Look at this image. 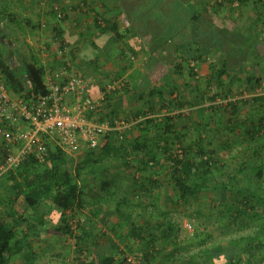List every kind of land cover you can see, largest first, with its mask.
<instances>
[{
	"label": "trees",
	"instance_id": "1",
	"mask_svg": "<svg viewBox=\"0 0 264 264\" xmlns=\"http://www.w3.org/2000/svg\"><path fill=\"white\" fill-rule=\"evenodd\" d=\"M119 1L121 6L118 10L121 11L113 24H110L109 20H104L103 22L106 23V27H100L97 24L101 39L104 38V41H107L111 37L109 33L112 31L114 32V37L118 39L125 37V35L119 33L121 20V25L125 23L130 26L125 33L142 35L144 39L151 35V40H159L149 46L150 52L155 55L157 52L159 53L160 47L166 48L168 46H160L163 43H168L174 47L178 58L173 64L172 72L179 76L183 74L184 69H189V74L193 78L198 75L194 66L197 62L205 59L202 50H206L204 44L207 43V40L213 44L216 52L218 49H223L224 45L228 43L223 40L225 32L222 31V28L219 25L210 23L201 14L207 11L205 0ZM247 1L228 0L229 6L235 4L242 6ZM218 5H221L220 2ZM198 9H200L201 13L197 12ZM229 9L230 11L234 10V8ZM63 15L61 16L64 17ZM19 21L16 17L4 19V35H0V43L1 37H5L4 40L7 39L10 45L7 46L6 44L3 47L1 44L2 47H0V76L4 78L1 80H4L13 99L23 98L27 101H36L39 100L40 96L47 93L45 87L46 70L38 64L36 54L27 41V33ZM263 33L264 31L261 34L263 35ZM54 38L60 43L61 51L66 49L59 62L63 60L77 64V54H79L81 60L84 61L82 65L94 67V61L92 60L94 49L99 50L94 40L91 42L85 41L89 42V44L78 48L77 45L69 46L64 43L59 32ZM215 51L213 49L212 53H215ZM229 52L231 53L232 51L230 50ZM240 52H243L245 56L250 53L246 48L240 49ZM67 55H69L71 60L65 57ZM11 58L16 62V66L11 64ZM230 59H232V56L219 59V65L215 67V71L209 77V82L217 81L219 82L218 85H223L222 79L227 75ZM63 64L65 65L64 62ZM246 81L250 85L255 84L256 86L257 84L259 86L262 79L251 75L246 78ZM129 84L130 82H128ZM98 87L97 89L91 82L90 88L88 87L87 89V94L91 98L96 99L97 93L102 92L104 101L105 103L107 102L106 105L111 110L107 111L108 107H106V110L99 107L98 111L100 110L101 113L106 111V113L104 112V115L97 120L100 123L108 120L113 124L115 118H118V106L121 107L122 103L113 107L111 102L114 98L110 94L113 91L109 93L110 88L106 86V82H102ZM127 87L124 92L122 91L123 93L120 91L121 89H117L114 92L117 93V98L124 100V95L132 93L134 98L136 96V98L142 99L144 94V109L136 108L135 112H131L127 117H122L126 122L135 123L130 130L106 132L99 139L98 146L95 149L84 148L85 161L82 164L74 167L72 159L70 160L67 154L57 146L55 148L56 151L51 149L46 162H40L35 157L30 156L21 162L19 166L8 171L6 179L7 181H14L17 195L12 206L13 213L15 212L23 217L26 213L39 215L44 209L42 208L43 204H47L49 201L48 203H51L52 206L47 213L51 216L53 224L57 226V230L67 237L75 238L78 241L77 247L82 248L84 241H92L93 238L92 236H90L91 238L85 237L86 230L84 228H82L81 236L77 232V235H75L76 233L70 221L75 215H80L79 212L85 209V205H87L84 199L86 190L81 185L85 181L83 179L85 168L88 167L87 173L95 176V180H99V178H102L101 174L104 171L100 170V166L97 170L94 167L103 163L106 159H110L112 154L115 153V156H121L126 170H130L133 162L129 159V151H132L140 166L139 171L142 173L140 182L139 177L134 178L133 181L138 186L132 193L138 197L144 195V212L149 214L151 218H155V215L162 217L158 221H153L159 231L152 235L146 236V231L153 225L149 224V222L145 224L144 228L137 227L133 223L131 225V235L136 236L137 239L147 244L144 264H150V259L153 260L159 253V246H166L167 240H169L175 230V226L169 220V215L172 214L169 208L182 204L189 208L193 205V201L197 200L204 191L209 194L217 192L215 199H211V202L213 210L220 209L221 211L218 222L223 223L225 220L224 223L230 226L240 222L255 224L261 219L264 220V114L259 118L257 124H252L248 127H244V125L236 127L239 128L240 134H243L242 139L246 141L248 146H246L245 150L243 149L244 154L237 161L233 160L230 155V148L234 147L235 141L233 145L231 143L223 144L221 152L218 151L220 155L216 154L217 150L215 149L206 150V147L201 145L202 141L195 144L196 147L190 143L187 144V142L184 144L185 135L182 137L177 132V122L182 121L184 114L181 112L176 116L163 114L164 110L166 112L181 111L186 105L194 107L207 101L215 103L220 96L229 99L232 97L231 89L221 95L219 92H211L210 86H207L208 91L206 93H201L197 90V87L193 91L189 90L188 85L186 88L188 91L186 92L192 97L189 100L182 101L183 92L180 93L179 88L173 83L172 85L165 83L162 86L158 84L148 86L143 92L136 91V88L132 89L130 86ZM175 94H177L176 97H174ZM229 100L225 108H223L224 112H222L224 114L232 113L231 115H235L237 114V105L239 103H247L246 100H240L239 102L233 99ZM94 114H87V117L93 118ZM159 114H163L164 118L155 116ZM132 129L133 131L137 129L136 132L139 133V138L144 137V139L140 141L133 135H124L123 138L125 140L123 142L118 140L117 136L120 134H132ZM177 142L180 143V153L176 152ZM4 150L7 157L8 153L5 146ZM196 155L200 156L199 160L195 158ZM250 159H255L253 164ZM162 161L168 164L167 170L160 171L161 173L151 170V167H164L165 165ZM224 192L226 193L225 198L222 195ZM21 195L25 201L23 210L18 208L20 203L18 206L15 205ZM160 196L164 197V204L160 203ZM151 199L153 201L149 202L148 200ZM102 201L103 198L100 199L99 209L96 210L97 215L101 214L105 207V202L102 204ZM146 201L152 207L151 211ZM216 201H220V203L219 207L215 208L214 204ZM119 205L117 209H119ZM67 213H70V217L67 216ZM196 213L201 215L200 210H197ZM127 215H130V213ZM38 221H36L37 224L33 225V223L23 222L22 220L21 224L25 226L21 238H16L15 228L12 224L0 221V264H8L15 255L22 253L28 247L29 224H31L30 226L38 227L44 223ZM159 232L160 234H158ZM129 235L128 232L124 234V237H130ZM111 246L116 248L113 242ZM246 250L250 253V258L246 261L247 264L252 263L251 257H258L257 264H264V221L256 229L255 235L241 236L218 243L210 248L199 250L196 255L183 257L182 264H243L245 260L243 252ZM104 256L103 264H114L115 260L112 256H107L106 252ZM120 264L129 263L123 256Z\"/></svg>",
	"mask_w": 264,
	"mask_h": 264
},
{
	"label": "rangeland",
	"instance_id": "2",
	"mask_svg": "<svg viewBox=\"0 0 264 264\" xmlns=\"http://www.w3.org/2000/svg\"><path fill=\"white\" fill-rule=\"evenodd\" d=\"M11 1L12 0H0V35H4L3 22L4 19L7 17H16L18 20H20L19 22L22 24L21 25L22 28L25 29L24 23L27 21L26 17L22 14V12L19 11L18 6L17 9L12 6ZM20 1L21 0H17V2ZM32 1L34 2V0ZM210 7L211 6H209V8ZM102 19L104 20L103 16ZM36 25L39 28L38 30H35L36 32L30 30H28L27 32H30L32 37H34V42L32 41L34 47L33 49L34 51L36 49V53H38L37 48L40 47L41 42L43 43L42 45L46 46L48 44L49 46L50 44H52L53 41L51 40L52 36H49L47 34L40 35L39 32V30L43 29L44 26H47V28L51 27L49 24H47L45 21H40L39 23H36L34 26ZM127 29L129 28H125V31H123V33L126 32ZM34 33L36 34L34 35ZM249 35H251V37L254 38L255 40L259 39L260 42H264V36L260 34V30L258 29H254L249 33ZM36 37L38 39L42 37V40H38V39L35 40ZM1 38L2 40L0 43V47L2 46L4 47L6 44L7 46L10 45V42L7 41V39L4 40L5 37H1ZM43 38H45V42L43 41ZM150 38L151 35L146 40H151ZM211 47H208L207 50L210 51L212 58L203 60L201 62H197L194 68L197 71L196 73L198 75L193 78L189 74L190 73L189 69H184L183 74L180 76L172 72L174 68L173 64L177 61L178 58V56L176 55L177 51L174 47L170 45H168L166 48L160 47L159 53L157 52V54L155 55L154 53L150 52L151 49L148 46L147 48H144L145 50L143 49L144 52L142 54L144 58L143 57L140 58L139 55L136 56L133 55L134 57L131 56L133 58V61L130 60L131 57L129 58L130 60L129 62L126 61L127 64L130 63L132 66L134 65L133 63L135 62L139 64L137 66V69L133 70L134 75L139 77L131 78L127 80L121 79L119 85L111 86V87H117L118 89L125 91V88L127 86H130L132 89L136 88V90L143 92L146 88H148V86H153L156 84L162 86L165 83L172 85L173 83L179 88L180 93L183 92L181 96L182 101L189 100L190 97L192 96L189 95V93L186 91H188V89L193 91L196 87L198 88L197 90H199V92L206 93L208 91L207 86H210L211 92L212 91L215 93L219 92L221 93V95H223L225 92L231 89L232 97L229 99H233L237 102H239L240 100L247 101V103L244 104L239 103L237 105L238 109H237V114L235 115H231L232 113L231 114L223 113L224 112L223 108H225L226 104L230 101L229 99L223 98V96H220L215 103L207 101L204 102L203 104L196 105L194 107L186 105L183 109H181V111L174 110V111L166 112V110H164L163 114L166 115L172 114V116H176L180 112L184 114L182 121L180 120L177 122V132L182 137L185 135L183 139L184 144L187 142V144L190 143L194 147H196L195 144L200 143L202 141L201 145H204L206 147V150L215 149L217 150L216 154H218V151L221 152V147L223 146V144L226 145L227 143H231L233 145V142L235 141L234 147L230 148V155L233 158V160L238 161L239 157L243 156L244 154L243 151L248 146L246 145V141L242 139L243 134H240V132L238 131L239 128L236 127L237 126L241 127L242 125H244V127L246 126L248 127L251 126L252 124H257L259 118L264 114V80L261 82V85L259 86H257V84L256 86L255 84L250 85L249 83H247L246 77L248 76V74H251L252 71H256L258 65H255L254 62H247L245 63L244 67L242 66L241 68H239L241 65L239 60H237L238 63H235L234 61V64L231 63L233 61L229 60L228 62L229 69L227 71V75L224 76L222 79L223 87L218 85L219 82L217 81L212 83L209 82L210 81L209 77L215 71V67L219 65V59H222L223 57L226 56L228 57L229 51L231 50V47H228V43L224 45L223 49H218L217 52L215 51L214 46ZM213 49L215 53H212ZM55 50H56L55 46L51 45V48H49L46 52L47 55L53 56L50 59V61H53L52 62L53 64L51 63L52 65L47 64L45 66L46 73L53 72L50 69L55 68V64L58 60V57L55 55L56 54ZM204 52L205 50H203V53ZM59 54L60 57H62L61 52H59ZM154 56H156L157 58ZM36 58L38 64L43 68H45L43 64L39 61L40 58L37 55ZM124 58L126 57L120 59L117 66L121 67V65L125 61ZM263 58L261 59V64L259 65L262 70L264 69ZM67 59L71 60V58L69 57ZM10 62L13 66H16V62L13 61L12 58L10 59ZM232 66H234V68H232ZM74 67H73L74 70L77 69L81 72V74H83V76L87 79L88 84L92 82L91 81L92 73H90L89 71L90 68H92L91 66L88 65L80 66L78 64H74ZM234 70L239 73L236 74L232 73L234 72ZM111 73L112 70L108 71L105 74L109 76V77L105 76V80H103L104 82H106V86L112 84L113 79L110 78ZM2 78L3 77L0 76V79ZM128 82H130L129 85ZM186 85L187 86L189 85L188 89H186L187 88ZM256 88H258V91H255ZM176 96L177 94L174 95V97ZM142 97L143 98L140 99L138 97L136 98L135 96L136 98L135 99L132 96V93H130L129 96H124V100H122L121 102L122 103L121 107L118 106L119 110L117 113V117L118 118L127 117L131 112H135L136 108L144 109L143 108L144 94ZM106 103L103 104L101 108H105L106 110V107H108ZM108 110L111 109H109L108 107L107 111ZM104 112L106 113V111ZM104 112L101 113L99 110L97 113L94 114V116H92L93 119L97 120L99 117L104 115ZM163 114H159L155 116L157 118H164ZM136 131L137 129L134 131L132 129L131 131L132 134L123 133L117 136V138L118 140H120V142L121 141L123 142L125 140V138H123L124 135L127 136L133 135L135 136V138L137 137V139L142 141L144 137L139 138V133ZM240 140L245 143L242 144ZM126 144H128V142H126ZM179 144L180 143L177 142V146H176L177 153L181 152V147ZM50 147L52 151L53 150L56 151L55 148H57V145L56 143L52 142L50 143ZM84 153L85 152L82 150L80 153L72 155L71 158L72 160L71 159L70 160L73 162L74 167L79 166L85 161ZM129 153H130L129 159L132 160L133 162V166L131 167L130 170L128 169L126 170V168L123 166L121 156L119 155L115 156L114 153L112 154V157L110 159H106L103 163L98 164L94 167V169L97 170V168L100 166V170L104 171L103 174H101L102 178H99V180L98 179L95 180L94 179L95 176L89 175L87 173L88 170L87 167L85 168L86 170L83 173L84 175L83 179H85V181L81 183V185L84 186L86 190L84 199L87 203L84 209L85 215L83 216L90 215L96 218L95 220L96 224H93L95 227L94 230L99 232L98 234L103 235V236H98V238L100 239L99 241L102 242V245H100L101 247L100 250L104 251L105 247L103 246H105V244H108L109 241H112L116 248L112 247L110 252H112L113 254L111 255L109 252V255L107 256L116 257L119 262H121L123 256L125 257L126 255L140 258L144 261V254H146L147 244L145 242L137 239L136 236H132V235H129L130 237H124L123 232L127 229V227L131 229L132 228L131 225L133 223L137 227L144 228L145 224H148L149 222V224L150 223L153 224L150 226V228L156 229L155 227L156 225H154L155 223H153V221L159 219L157 215H155V218H151L149 214L144 212V199H145L144 195L138 197L136 194L132 193L138 186V184L135 185L133 180L134 178L136 179L139 177V182H140L142 173L139 171L140 166L134 157L135 154L132 151H129ZM93 158L96 159L95 157ZM195 158L199 160L200 156L196 155ZM254 160L255 159L253 160L250 159L252 164L254 163ZM164 161H162L163 164L165 165L164 167L162 168L151 167V170L159 171V173H161L160 171L167 170L168 164L165 163ZM87 174L88 176H86ZM207 193H208L207 191H204V193L200 197H198L197 200L193 201V205L190 206L189 208L186 207L184 204L178 205L177 207L169 208V211L172 212V214L176 218L175 220L178 222L177 224L179 226V231L175 230L173 232L169 240H167L166 246H162V245L159 246V253L155 256L153 260L150 259L151 260L149 261L150 264H182L183 257L196 255L199 252V250L210 248L218 243L226 242L228 240L239 238L241 236L255 235L258 226L260 224H263L264 220L262 219L257 221L255 224H250V223L247 224V222H240L239 224L230 225V226L224 223L225 220L223 223L218 222L221 211L220 209L213 210L212 202H211V199L213 198L215 199L217 192H213L210 194ZM98 194H102L101 195L103 198L102 204L103 202H105L104 204V206L106 207L105 215H101L102 213L97 215L96 210L99 209L98 207L100 203V199L98 198L97 200V197H99ZM124 195L125 197H123ZM222 195L224 196V198L226 197L225 192L222 193ZM227 195L229 196V194ZM148 201L152 202L153 199ZM148 201H146V203ZM159 201L160 203L163 202L164 197L160 196ZM149 202L147 204L149 206L148 207L149 210L151 211L152 207L150 206ZM160 203L158 204L160 205ZM219 203L220 201H216L215 204L213 203L215 208L219 207ZM118 204H120L119 209H117ZM197 210H200L201 215L196 213ZM128 213H130L129 217L131 218V220H133V222L131 221L129 222L128 220L126 221ZM120 215L123 216L120 219V222H117L118 223L117 225H121V227H119L117 231L110 230L114 225V223H112V217H116ZM79 225L81 226V224L78 221H74L72 224L75 233L77 232L78 234H79L78 231ZM77 233L75 235H77ZM70 239L71 240L68 246L73 250V247L75 248L77 247L78 241L75 238H70ZM97 240L96 242H99ZM87 243L88 241H86L84 244ZM83 247L84 246L82 244V248ZM106 248H105V252H108ZM249 256L250 253L248 252V250L243 252V257L245 259L243 264H247L246 261L247 259L250 258ZM90 257L92 256H89L88 259H90ZM257 259L258 257H251L252 260L251 264H257L258 262ZM86 262L89 261L86 259Z\"/></svg>",
	"mask_w": 264,
	"mask_h": 264
},
{
	"label": "crops",
	"instance_id": "3",
	"mask_svg": "<svg viewBox=\"0 0 264 264\" xmlns=\"http://www.w3.org/2000/svg\"><path fill=\"white\" fill-rule=\"evenodd\" d=\"M11 2L12 6L16 9L18 6L19 11L22 12V14L26 17L27 21L24 23L25 31L27 33V41L32 48H34L32 43V41L34 42V37H32L30 32L27 31L38 30V26L34 25L36 23H39L40 21H45L51 26L49 28H47V26H44V28L40 29L39 32L40 35L47 34L49 36H52V44L48 46V44L46 43L47 45L45 46L42 45L43 43L41 42L40 47L37 48L38 53H36V49L35 51L33 49L35 54L40 58L39 61L43 64L44 67L47 64H51L53 62L50 61L53 56L46 54L47 50L51 48V45L55 46V55L58 57L55 68L53 69H56L60 64L61 66L64 65L63 62L65 61L62 60V62H59V59H61L59 54L60 43H58L54 38L57 32L60 33V37L62 38L64 43H67L69 46L77 45L78 48H80V46L83 47L88 45L89 42L93 40L95 41L96 45L99 47V50L94 49L92 58V60L94 61V67L91 66L94 70L92 68H90L89 70L90 73H92L91 81L98 89V86H100L102 82L104 83L103 80H105V76H108L105 74L108 71L112 70L110 78L115 81L112 80V84L108 86L110 88L109 93L113 91L110 93L114 98L111 102L113 106L119 105L122 100L117 98V93H114L118 88L111 86L119 85L121 79L127 80L139 77L134 75L133 73V70H136L139 64L135 62L132 66L130 63L127 64L126 61H133V55H139L140 58H144L142 54L144 52L143 49L147 48L154 42L159 41L156 39L146 40L142 35L138 36L133 35V33H123V31H125V28H130V26L126 25L125 23L121 25V20L119 33H122L123 35H125V37H123L122 39H118L114 37V32L112 31L109 33L111 34V37L108 38L107 41H104V38L101 39V36H99L100 33L99 29L97 28V24L100 27H106V23H103L104 20H109V23L113 24L115 18L117 19L118 17V13L121 11L118 10L121 6V2L119 0H34V2L32 0H21L20 2H17V0H12ZM219 2L221 5H218ZM205 3L207 11L201 13L200 9H198L197 12H200L203 17L206 18L210 23L219 25L220 28H222V31L225 32V38L223 40H226L228 42V47H231L232 52H229V56H232V59L230 60L233 61L231 63L234 64V61L235 63H238L237 60H239V62L241 63L239 68H241L242 66L244 67V62H254L255 65H258L257 70L252 71L251 74H248L247 77L255 75L257 77H260L263 81L264 69L262 70L259 65L261 64V59L264 57V42H260L259 39L255 40L251 37V35H249V33L254 29L260 30V34L264 31V0H248L247 3L242 6L239 4L229 6L228 0H205ZM209 6L211 7L209 8ZM229 8H234V10L230 11ZM61 15H63L64 17H62ZM102 16L104 17V20L102 19ZM44 30H46L47 32L49 30V32L47 33ZM35 34L36 33H34V35ZM36 39L38 38L36 37L35 40ZM38 40H42V37ZM43 41L45 42V38H43ZM85 41L89 42L87 43ZM163 45L169 44L163 43L160 46ZM204 46H206V50L204 53L202 50V54L205 57L204 60L212 58L210 51H208L207 48L213 46V44L209 40H207V43L204 44ZM239 48H246L247 51L251 54L249 53L250 55L246 54L247 56H245L243 52H240ZM77 56V64L81 66L84 61L81 60L79 54H77ZM65 57L68 58L69 55ZM123 57L126 58H124L125 61L123 62L121 67L117 66L118 62ZM72 66L74 67V64ZM232 68H234V66H232ZM76 71L80 72L77 69ZM232 73L236 74L239 72L234 70V72ZM120 91L122 92V90ZM255 91H258V88H256ZM97 94L98 96H96V99L104 98L102 92ZM129 95L130 94H127L126 96ZM13 151L15 152L16 150ZM67 156L70 159L72 158V155ZM6 158L7 157L4 150V142L0 137V167L4 164ZM7 173L3 174L0 177V221L6 224H12V226L15 228L16 238H21L23 236V228L25 225L21 224L22 220L23 222L26 221L27 223H33V225L37 224L36 221L38 220L40 222H44L38 227H35L33 225L30 226L31 224H29L30 228L27 237L28 247H26L22 253L15 255L8 264H103L105 259V248L107 247L106 250L108 252L106 253L107 255H109V252L112 248V242L109 241L108 244H105V246H103L105 247L104 251L100 250V245H102V242L99 241L100 239L98 238V236L103 235L98 234L99 232L94 230L95 227L93 224H96L95 217H92L90 215L83 216L85 215V211L83 209L81 210V212H79L80 215H75L70 221L71 225L74 221H78L81 224V226L79 225L78 228L79 236H81L82 228H84V230H86L85 237L91 238L90 236H92L93 238L92 241H88L87 244H84V241L82 243L84 246L83 248L73 247L72 250L68 246L71 240L70 237L65 236V234L57 230V226L53 224L51 216L48 215L49 213H47L52 206L51 203H49V205L48 203L43 204L42 208L44 209L39 215H35L33 213L31 215L29 213H26V215L23 217L19 214H16L15 212L13 213L12 206L14 204L15 198H17V195L14 188V181H7L6 179ZM98 195L99 197H97V200L98 198L102 199V194ZM16 202L17 203L15 205L18 206V204L20 203V206L18 208L23 210L25 203L24 197L22 195L19 196ZM162 203L164 204V201ZM105 210L106 207H104L101 215H105ZM67 216L70 217V213H67ZM122 216L123 215L116 216L118 218L112 217V223H114V225L110 230L117 231V229L121 227V225H117V222H120ZM157 217L159 219L162 218L160 217V215ZM175 219L176 218L173 214L169 215V220H171V222L175 226V230L179 231V226L177 224L178 222ZM127 220L129 222H133L129 215L127 216L126 221ZM72 228L74 227L72 226ZM156 231L159 230L149 228L148 232H146L148 234L146 235H152ZM128 232L131 235L129 227H127V229L123 232V235L127 234ZM96 240L99 242H96ZM110 254L112 255L113 253L110 252ZM89 256L92 257L88 259ZM113 258L115 260L114 264H120L116 257ZM86 259L89 262H86Z\"/></svg>",
	"mask_w": 264,
	"mask_h": 264
},
{
	"label": "built area",
	"instance_id": "4",
	"mask_svg": "<svg viewBox=\"0 0 264 264\" xmlns=\"http://www.w3.org/2000/svg\"><path fill=\"white\" fill-rule=\"evenodd\" d=\"M65 51L59 52L63 55ZM64 63L45 74L47 93L36 101L13 99L0 79V137L8 153L0 177L30 156L46 162L52 142L65 154L74 155L84 148L95 149L106 132L130 130L135 124L122 118H115L113 124L88 118L87 114L97 113L105 104L104 98H91L87 79L71 62ZM124 258L129 264H144L140 258Z\"/></svg>",
	"mask_w": 264,
	"mask_h": 264
}]
</instances>
